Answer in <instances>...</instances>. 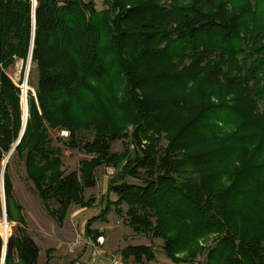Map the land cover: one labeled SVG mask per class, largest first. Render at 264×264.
Returning <instances> with one entry per match:
<instances>
[{"label": "trees", "instance_id": "1", "mask_svg": "<svg viewBox=\"0 0 264 264\" xmlns=\"http://www.w3.org/2000/svg\"><path fill=\"white\" fill-rule=\"evenodd\" d=\"M206 3L211 14L185 12L178 27L167 16L163 26H156L159 20L141 23V32L134 34L138 52L160 56L153 55L151 67L137 72L139 65L126 61L118 43L114 58L106 54L94 1L36 0L32 39L33 0H0V164L22 129V114L18 126L2 102L22 94L6 69L14 55L29 56L33 40L28 84L36 100L29 87L25 130L9 158L16 154L23 160L26 178L59 225L71 203L96 200H85L75 171L65 175L61 150L47 146V128L69 129L63 145L95 154L81 161L83 188L96 185L99 164L112 167L107 191L116 200L110 206L106 200L99 216L113 211L135 235L150 241L117 250L125 263L153 260L151 244L161 239L163 256L173 264L204 253L201 264L221 259L264 264V0ZM150 38L156 49L149 53L143 46ZM163 52L171 55L162 57ZM144 73L151 84L142 81ZM92 80H103L117 119L84 118L100 105H92L100 97ZM87 121L97 124L88 127ZM120 139L124 150L112 151ZM8 168L9 159L3 179L6 218L17 225L13 231L7 226L4 238L0 232V264L4 245V264H38L40 248L24 215L13 214ZM1 208L0 200V219ZM92 221L84 234L95 240L100 235L90 228ZM211 236L216 245L207 251ZM50 260L46 252L44 264Z\"/></svg>", "mask_w": 264, "mask_h": 264}, {"label": "rangeland", "instance_id": "2", "mask_svg": "<svg viewBox=\"0 0 264 264\" xmlns=\"http://www.w3.org/2000/svg\"><path fill=\"white\" fill-rule=\"evenodd\" d=\"M89 1V0H85ZM95 2L96 8L99 11V21L102 25L103 34H104V41H103V48L108 55V57L114 58V46L116 43L120 45V47L125 50L126 52V61L133 64L135 66H138V69H136L137 72L141 71L143 69V65L146 67H151V57L153 54L150 52H153L155 47V39L150 38L144 42V50L149 52L151 55L143 54L140 55L138 52V45H135V37L134 34L138 35V32H141L139 25L141 23H149L154 24L158 21L156 26H163L165 22V16H167V19L171 20V24L173 26L178 27V23L182 20L183 14L185 12H193L198 14V10L202 11L204 13L211 14L213 11L212 8H210L206 0H92ZM36 6V5H35ZM153 9V10H150ZM163 12H167L164 13ZM163 19V21H161ZM148 32H152L148 31ZM129 36V37H128ZM164 43L161 45L163 47ZM112 50V51H110ZM164 54V55H163ZM161 55L162 57L171 55L170 52L166 53L163 52ZM160 56V55H158ZM28 55L24 58H18L17 56H13L12 62L10 63L9 67L6 69L7 74L9 75L11 81L14 83V85L21 90V86L27 71L28 67ZM32 65L30 64V68ZM114 69L118 68L117 64L113 67ZM122 69V68H121ZM127 69L130 70V67L127 66ZM32 85L34 86L36 84V71L35 69H32ZM30 73V69H29ZM28 73V74H29ZM146 74H143L142 81L145 82L146 85L151 84V80L149 79L146 81ZM29 76V75H28ZM29 78V77H28ZM124 75H120V78H118V81L123 80ZM103 80H92V84L94 87L98 89L100 92V97H95L94 101H92V105L95 104L99 105L97 108L98 111L91 113L86 112L84 114V118L86 120H89L93 116H100V119H103V123H106L109 121V119L114 120L117 119L116 117V110H114L113 105L114 101L110 94H107L104 92V88L102 87V84L104 85V82L101 83ZM30 91L33 95V97L36 100V92L35 89H33L31 86ZM105 87V85H104ZM106 88V87H105ZM123 101V99L121 98ZM5 108L7 107L9 112L13 113V120L16 119V123L18 126H21V114L23 116V106L21 105V92L20 96H17L12 99L10 96H7L3 98L2 100ZM13 105H16L18 110L13 109ZM128 112L131 109H126ZM18 116V121H17ZM109 116V117H108ZM90 117V118H89ZM88 125V127L92 126L93 124H97L95 121H87L85 123ZM100 124V123H99ZM133 125V121L131 124L127 127V134H129V131L131 130ZM16 126V127H18ZM23 126V122H22ZM98 126V125H97ZM47 127V126H46ZM61 131H67L68 136H62ZM106 132H113L114 130H105ZM125 131H122V133ZM47 134H48V144L47 146L55 149L59 148L62 152V160H63V170L65 172V175L70 174L71 172H76V180L78 181V185L82 189V195L84 198L92 197L95 200H98L97 202V212L100 211V207L105 206L106 200L110 202L112 205L113 202L116 200V195L114 193H109L107 191V181L109 179V176H111L113 172V168L106 166L105 164H99L97 167H95V176H96V185L92 188H83V177L80 172L81 168V161L83 159L91 160L93 157H95V154H88L85 152V150L80 149H73L69 148L62 143L61 138H69L70 136V130L67 128H60V127H54V128H47ZM84 138L86 140H92V134L91 133H85ZM124 150V144L123 140H116L113 142L112 145V151L115 152H121ZM9 153V152H8ZM8 155V154H7ZM7 156H5L2 159V162L0 164V196L2 194V186H3V179H4V172H3V164L5 162ZM9 159V168L7 170V173L9 174V178L12 182V197H13V214L14 217L17 218L20 213H22L25 217V225L28 229H30L29 234L31 236H35L37 240L39 241L40 245H42V256H40L38 264L43 262V246L45 243L40 242V239L37 237V229H39L38 225H42L43 227L48 228L49 224L52 222H55V219L48 213V211L44 208L42 202L40 201L39 197L33 190L32 183L26 178L25 174V165L23 160H21L16 154H13L11 158ZM5 170V168H4ZM130 183L134 184H140L141 181L136 179H127ZM1 198V197H0ZM1 203L3 205L2 199ZM51 207L53 209L57 208V203L53 200H50ZM15 205H19L21 207L20 209L15 208ZM113 208V206H112ZM125 209V206L123 207ZM1 219H0V232H2L3 238L6 235L5 230L2 229V224L4 226V222L6 221L7 226L11 228L13 231L17 225V222L8 221L7 218L4 219L3 217V206L1 208ZM5 215H6V209H5ZM108 214L100 215L95 217L94 224L90 226V228L96 232L98 236L95 240L92 238H88L85 234L81 235V242H84L83 239H86L87 242L90 244L92 243H106L105 237L110 234L112 235L109 237V241L117 240L115 238L116 231H118L119 237H121L124 233L127 236H130L129 238L125 239V242L120 241L118 250L125 248L126 246H133V245H140V244H150V241L146 237L137 236L135 235L129 228H127L126 223L124 222L123 216H117L113 211L110 212V219L107 217ZM44 223H42V220ZM92 220V219H91ZM104 237V239H102ZM215 236H211L209 240L204 244V248L208 251L209 248H214L216 245V242L214 241ZM104 242V243H103ZM118 244V242H116ZM47 246V245H45ZM162 240L161 239H155L153 240L151 247H153L154 251V259L150 262H157L158 264H173L170 259H167L165 256H163L162 253ZM206 253L202 254V256H196L194 260H190L188 262H181L180 264H201L200 261L205 258ZM159 260V261H158ZM15 262H17V257L15 258ZM129 263H134L132 261H128ZM146 262V261H145ZM14 264H22L21 262H17ZM49 264H51V261H49ZM128 264V263H127ZM219 264H226L223 259L220 260Z\"/></svg>", "mask_w": 264, "mask_h": 264}, {"label": "crops", "instance_id": "3", "mask_svg": "<svg viewBox=\"0 0 264 264\" xmlns=\"http://www.w3.org/2000/svg\"><path fill=\"white\" fill-rule=\"evenodd\" d=\"M88 198H85L87 200ZM97 202L89 205H81L76 203H71L68 208L66 217L63 220V223L59 225L57 221L49 224L48 228L38 225L37 237L40 239V242L45 243L47 246H43V262L46 261V252L49 253L51 257V264H66L70 260H73L72 264H114V259H121L117 250L120 246L119 242H125L123 239L124 236H127L125 233L119 237L118 231H116L115 238L117 240L109 241V236L112 235L111 232L108 236L105 237L106 243L96 244L86 241L81 242V235L84 234V230L89 220L99 216L100 211L97 212ZM107 217L110 219V212ZM42 220V223H44ZM95 221V220H94ZM91 222V226L95 223ZM30 232V229H28ZM130 236H127L129 238ZM34 241L38 244L40 251L38 255V261L40 256H42V245L35 236L32 235ZM80 238V242L73 247L72 251L70 250V244L76 239ZM104 239V237L102 238ZM118 242V244L116 243ZM122 261V259H121ZM159 261V260H158ZM40 264V263H39ZM127 264V263H126ZM128 264H158L157 262H143V263H129Z\"/></svg>", "mask_w": 264, "mask_h": 264}, {"label": "water", "instance_id": "4", "mask_svg": "<svg viewBox=\"0 0 264 264\" xmlns=\"http://www.w3.org/2000/svg\"><path fill=\"white\" fill-rule=\"evenodd\" d=\"M34 7H35V2H33V31H32V39L34 37V21H35L34 20ZM32 47H33V40H32V43H31L30 53H29V57H28V67H27V71H26V74H25V80H27V78H28V73H29V69H30ZM25 126H26V122L23 124L21 132H20V135H19L17 141L12 146L11 150L9 151V153H8L6 159H5V162L3 164V172H4V168L6 166V163L8 162V158L10 157L11 153L14 151L15 146L20 142V139H21V137H22V135L24 133V130H25ZM1 199H2V202H3V205H2L3 206V217H4V219H6V215H5V198H4L3 186H2ZM5 251H6V245H4V248H3L1 264H4Z\"/></svg>", "mask_w": 264, "mask_h": 264}, {"label": "bare ground", "instance_id": "5", "mask_svg": "<svg viewBox=\"0 0 264 264\" xmlns=\"http://www.w3.org/2000/svg\"><path fill=\"white\" fill-rule=\"evenodd\" d=\"M33 2H35V5H36V0H33ZM29 77V76H28ZM28 89H29V84H28V78L27 80H25V77H24V80H23V83H22V86H21V90H22V94H21V101H22V106H23V116H22V122L23 124L25 122H27V116H28V111H27V92H28ZM7 228V223L6 221L4 222V230H6Z\"/></svg>", "mask_w": 264, "mask_h": 264}, {"label": "built area", "instance_id": "6", "mask_svg": "<svg viewBox=\"0 0 264 264\" xmlns=\"http://www.w3.org/2000/svg\"><path fill=\"white\" fill-rule=\"evenodd\" d=\"M61 135L64 136V137L68 136V132L67 131H61ZM5 232H6V230H5ZM79 242H80V238H78L74 242H72L70 244V246H71L70 250L72 251L73 247L76 246ZM113 263L114 264H126L125 262H123V260L121 261V259L119 260L117 258L113 260Z\"/></svg>", "mask_w": 264, "mask_h": 264}]
</instances>
